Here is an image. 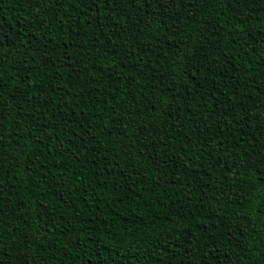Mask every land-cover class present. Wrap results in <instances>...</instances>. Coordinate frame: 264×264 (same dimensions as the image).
Instances as JSON below:
<instances>
[{
	"label": "trees",
	"instance_id": "16d2710c",
	"mask_svg": "<svg viewBox=\"0 0 264 264\" xmlns=\"http://www.w3.org/2000/svg\"><path fill=\"white\" fill-rule=\"evenodd\" d=\"M159 7L0 0V264H264V0Z\"/></svg>",
	"mask_w": 264,
	"mask_h": 264
},
{
	"label": "snow or ice",
	"instance_id": "6c2138e0",
	"mask_svg": "<svg viewBox=\"0 0 264 264\" xmlns=\"http://www.w3.org/2000/svg\"><path fill=\"white\" fill-rule=\"evenodd\" d=\"M154 2L160 5V7L155 10L157 12H163L166 15H175L180 13L179 6L182 0H154ZM194 2L195 0H189V3H194ZM262 43H264V41H262ZM261 175L264 176V172H261Z\"/></svg>",
	"mask_w": 264,
	"mask_h": 264
}]
</instances>
